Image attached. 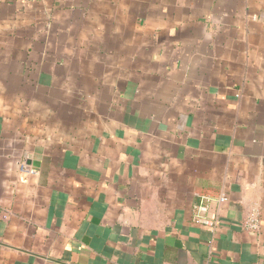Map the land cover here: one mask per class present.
I'll use <instances>...</instances> for the list:
<instances>
[{
    "label": "crops",
    "instance_id": "1",
    "mask_svg": "<svg viewBox=\"0 0 264 264\" xmlns=\"http://www.w3.org/2000/svg\"><path fill=\"white\" fill-rule=\"evenodd\" d=\"M0 264H264V0H0Z\"/></svg>",
    "mask_w": 264,
    "mask_h": 264
},
{
    "label": "built area",
    "instance_id": "2",
    "mask_svg": "<svg viewBox=\"0 0 264 264\" xmlns=\"http://www.w3.org/2000/svg\"><path fill=\"white\" fill-rule=\"evenodd\" d=\"M19 169L24 176H35L38 174V170L28 165L25 161L19 164ZM228 197L221 195L218 199L212 200L207 197H202L201 200L193 206L192 219L194 223L207 226L212 229L218 227L221 223L220 210L221 205L226 202ZM249 226L255 228L257 226V216L253 215L249 220Z\"/></svg>",
    "mask_w": 264,
    "mask_h": 264
}]
</instances>
